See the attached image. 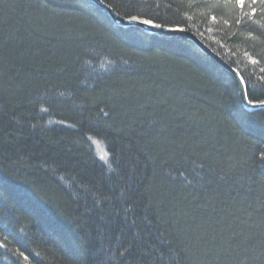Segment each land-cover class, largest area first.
Instances as JSON below:
<instances>
[{"label": "trees", "instance_id": "obj_1", "mask_svg": "<svg viewBox=\"0 0 264 264\" xmlns=\"http://www.w3.org/2000/svg\"><path fill=\"white\" fill-rule=\"evenodd\" d=\"M98 1L264 100V0ZM0 264H264V108L183 36L0 0Z\"/></svg>", "mask_w": 264, "mask_h": 264}, {"label": "water", "instance_id": "obj_2", "mask_svg": "<svg viewBox=\"0 0 264 264\" xmlns=\"http://www.w3.org/2000/svg\"><path fill=\"white\" fill-rule=\"evenodd\" d=\"M90 2H93L96 6L99 8L101 7L110 18L113 20L114 23L120 25V26H131V27H138L143 31H147L149 33H154L156 35H162V36H183L186 39H188L190 42L195 43V45L204 53H206L208 56H210L214 61H216L218 64H220L225 70H227L235 79L236 85L238 86V96L240 97V100L242 102V105L247 110L251 111L253 109L258 108H264V101L261 103H253L249 102L248 97H246L245 92V85L243 83V79L241 74L235 70L234 67H232L230 64L225 62L218 53L213 52L205 42H202L193 32H188L184 30L183 28H176V27H163L160 26L158 23L151 22L148 19H142V18H136L133 20V17H121L117 15L113 10H111L107 5H105L103 2H99L98 0H88ZM144 21H150V23H144Z\"/></svg>", "mask_w": 264, "mask_h": 264}, {"label": "rangeland", "instance_id": "obj_3", "mask_svg": "<svg viewBox=\"0 0 264 264\" xmlns=\"http://www.w3.org/2000/svg\"><path fill=\"white\" fill-rule=\"evenodd\" d=\"M110 8V7H109ZM111 9V8H110ZM124 17V16H123ZM131 17H138V16H131ZM138 18H142V17H138ZM145 19V18H142ZM146 20V19H145ZM116 24V23H115ZM118 25V24H117ZM161 26V24H160ZM169 27H176V28H180L178 26H172V25H168ZM168 26H163V27H167ZM123 27V26H122ZM182 28V27H181ZM210 57V56H209ZM211 58V57H210ZM212 59V58H211ZM213 60V59H212ZM214 61V60H213ZM215 62V61H214ZM236 70V69H235ZM238 72V71H237ZM91 148H92V152L94 154V156H96L98 159H100L103 162H106V152L104 151V148L101 147V145L95 140H91Z\"/></svg>", "mask_w": 264, "mask_h": 264}, {"label": "snow or ice", "instance_id": "obj_4", "mask_svg": "<svg viewBox=\"0 0 264 264\" xmlns=\"http://www.w3.org/2000/svg\"><path fill=\"white\" fill-rule=\"evenodd\" d=\"M235 2H236L237 5H239L241 7H244L246 5V0H235ZM252 2L255 3L256 0H252ZM132 19L135 20L136 18L133 17ZM144 23L147 24V23H150V21H144Z\"/></svg>", "mask_w": 264, "mask_h": 264}, {"label": "bare ground", "instance_id": "obj_5", "mask_svg": "<svg viewBox=\"0 0 264 264\" xmlns=\"http://www.w3.org/2000/svg\"><path fill=\"white\" fill-rule=\"evenodd\" d=\"M118 15V14H117ZM235 80V79H234ZM243 83H244V81H243ZM245 85V84H244ZM247 90H246V85H245V92H246ZM247 93V92H246ZM264 101V100H263ZM261 102H262V100H261ZM261 102H253V103H261ZM263 108V107H262ZM262 108H258V109H262ZM258 109H253V110H258Z\"/></svg>", "mask_w": 264, "mask_h": 264}]
</instances>
